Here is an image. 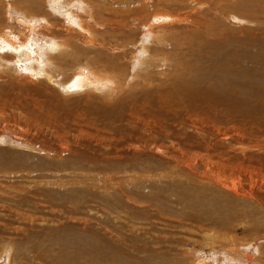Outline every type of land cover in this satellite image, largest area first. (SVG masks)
<instances>
[{
    "label": "rangeland",
    "instance_id": "374dc122",
    "mask_svg": "<svg viewBox=\"0 0 264 264\" xmlns=\"http://www.w3.org/2000/svg\"><path fill=\"white\" fill-rule=\"evenodd\" d=\"M7 2L0 0V10ZM97 2V10L92 9L100 13L103 1ZM40 3L41 14L53 12L46 0ZM6 12L2 21L21 27L8 22ZM54 17V26L45 31L68 34L64 18ZM235 17L227 20L228 27L261 26ZM132 36L113 32L107 38L109 46H119L135 40ZM136 48L127 53L114 49L119 58L110 60L128 70ZM13 60L10 68L0 66V264H74L81 259L92 264H234L225 252L228 240L206 237L225 229L234 230L236 238L253 237L246 246L255 257H264V209L241 196L264 198V111L245 114L222 102L187 103L185 108L177 99L172 107L160 100L153 110L133 115V107L142 106L130 100L139 90L132 87L133 74L131 90L63 94L55 84L23 75L19 62L11 69ZM63 143L70 151H63ZM222 162L255 168L223 172ZM216 174H225L229 188ZM234 181L237 192L231 189ZM220 218L228 225L217 223Z\"/></svg>",
    "mask_w": 264,
    "mask_h": 264
},
{
    "label": "bare ground",
    "instance_id": "6f19581e",
    "mask_svg": "<svg viewBox=\"0 0 264 264\" xmlns=\"http://www.w3.org/2000/svg\"><path fill=\"white\" fill-rule=\"evenodd\" d=\"M46 1L50 4L55 15L64 18L65 30L68 34L60 36L59 32L53 34V30L52 32L45 31V29L48 30L54 26L57 17L53 19L54 13L51 11L41 14L40 0H8L6 7L2 5L3 8L0 10V66L10 68V59L13 60L17 56L19 60L11 61V69L14 70L15 66L17 67L16 63L19 62L17 68L19 71L22 70L23 75L31 80L48 82L52 87L55 84L57 90L63 94L83 91L96 93L102 92L103 89H106L107 94H112L120 88H129L132 85L130 77L133 74L136 83L132 87L134 90L135 88H139V90H135L136 92L131 94L130 100L133 104L140 103L142 105L140 108L133 107V115H139L146 109L153 110V106H156L155 104L160 100L167 105L171 104L172 107L173 101L177 99L185 108L189 107L186 105L187 103L200 105L206 103L207 105V103L222 102L245 114L264 111V0H102L103 5L100 13L93 12L94 9H92L97 10V6H95L98 3L97 0ZM3 10L6 12L4 15L7 16L8 22L14 20L21 27L17 28L15 25L11 26L7 22H3ZM234 15L240 18L246 17L243 20L261 26L252 27L245 24L237 29L233 28L234 25L228 27L227 20L236 18ZM130 23H134V25H130ZM139 29L141 30L139 33H132ZM259 31L261 32L259 33ZM113 32L115 35H133L135 40L127 39L123 40L124 42L119 46H109L111 42L107 37ZM138 45L140 46L137 47ZM130 47H134V51L137 47L138 51L132 54L135 56L136 63L130 62L128 70L118 69L114 60H110L119 58L113 54L115 53L113 50L127 53ZM86 48L98 54L86 51ZM103 50L106 52V56L102 55ZM162 76L166 77L165 81H160ZM141 95H145V97H141ZM178 106L176 107L178 108ZM3 110L2 114H4ZM211 111L215 113L216 110ZM196 118L199 117L196 116ZM154 122L155 125L159 124V120ZM146 127L148 128V126ZM216 127V130L220 132L222 128ZM14 136L18 139H25L17 133ZM238 136H244L242 131H239ZM149 146L154 145L149 144ZM62 148H64L63 151H70L68 144L64 145L63 143ZM106 148L109 149V147ZM241 155L246 157L245 152ZM211 156L213 157V155ZM201 157L204 159V156ZM250 159L252 160V158L248 160ZM235 163L234 165H232L233 163H220V171L224 172L228 169L236 171L242 168L251 171L255 168L250 164L243 166ZM187 164L190 165V163ZM218 176L220 175H217L216 178L224 184L220 185L229 188L227 181H223L226 180L225 174L223 177ZM185 179L187 178L185 177ZM202 184H204L203 181ZM232 185L231 189L237 192L236 181ZM262 192L264 191L262 190ZM254 194L241 196L246 200H248L247 197L251 198L264 209V198ZM241 196L239 194V197ZM214 212L217 213L215 210ZM225 221L229 220L220 218L217 223L224 227L228 225H223ZM236 229L238 230V228ZM239 229L247 231L245 227ZM233 232L234 230L225 229V232L221 234L217 232L216 235L214 234L215 236H211L212 234L207 232L206 237L209 236L208 239H213L221 235L225 240H228L229 246L225 252L231 256L233 261L235 260L234 264H264V257L262 255L255 257L246 246L253 237L242 238V240L233 236L231 234ZM235 243L246 244H242L240 247ZM261 253L264 254V251L262 250ZM200 262H206V260ZM89 263L92 264L91 260L81 259L74 264ZM97 264L104 263L97 262Z\"/></svg>",
    "mask_w": 264,
    "mask_h": 264
}]
</instances>
